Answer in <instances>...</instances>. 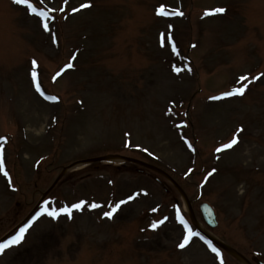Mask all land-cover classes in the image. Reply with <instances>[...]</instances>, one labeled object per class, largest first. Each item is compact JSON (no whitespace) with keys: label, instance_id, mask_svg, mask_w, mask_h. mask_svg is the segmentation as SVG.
<instances>
[{"label":"rangeland","instance_id":"374dc122","mask_svg":"<svg viewBox=\"0 0 264 264\" xmlns=\"http://www.w3.org/2000/svg\"><path fill=\"white\" fill-rule=\"evenodd\" d=\"M28 2L56 11L46 31L24 4L0 0V240L66 167L119 154L168 172L204 229L264 262V0ZM244 76L245 94L228 96ZM139 168L98 162L65 174L0 264H241L198 232L169 180ZM46 206L72 216L37 218ZM188 229L199 235L180 248Z\"/></svg>","mask_w":264,"mask_h":264},{"label":"water","instance_id":"95a60500","mask_svg":"<svg viewBox=\"0 0 264 264\" xmlns=\"http://www.w3.org/2000/svg\"><path fill=\"white\" fill-rule=\"evenodd\" d=\"M98 162L131 163V164H135V165L140 167L138 169V171L140 173H144L146 170H150V171H153V172L158 173L161 176L165 177L167 180H169V182H171L173 184V186L177 189V191L181 195L182 199L184 200V202L186 204V208H187V211L189 212L190 219H191L193 225L198 230V232L208 242L219 247L220 249L224 250L225 252H227L228 254L233 256L241 264H264L263 261L254 262V261L250 260L246 255H244L243 253L238 251L236 248L230 246L229 244H227L224 241H222L221 239H219L217 236H215L210 231H207L206 229H204V227L202 226V224H201L200 220L198 219L196 212L193 208V201L189 198V196H188L187 192L184 190V188L168 172H166L165 170H163V169H161V168H159V167H157L151 163L142 161V160L137 159V158L128 157V156L119 155V154L106 155L103 157H96V158H92V159L78 161L76 163H73L69 167H66L62 171L61 175L57 178V180L55 181L53 186L44 194L42 200L35 207V209L32 211V213L19 226H17L11 233H9L2 240L8 238L17 229L22 227L34 215V213L39 208V206L42 204V202L45 200V198L52 192V190L55 188L57 183L62 179V177L65 174H67L68 172H70L71 170L75 169L76 167H78L80 165H91V164L98 163ZM199 208H200L202 219H203L204 223L208 227H210L211 229H216L219 226V221H218V217H217V214H216V211L214 210V208L208 203H202Z\"/></svg>","mask_w":264,"mask_h":264},{"label":"snow or ice","instance_id":"6c2138e0","mask_svg":"<svg viewBox=\"0 0 264 264\" xmlns=\"http://www.w3.org/2000/svg\"><path fill=\"white\" fill-rule=\"evenodd\" d=\"M15 3L17 4H24L26 6V8L28 10L31 11V13L35 16H38L40 18H42V20L44 21L43 22V27L46 31H49V25H48V20L52 19V17L49 16V11H56V9H51V10H48V11H45V10H42V9H38L36 6H34L32 3L28 2V0H15ZM41 3H43V0H41ZM92 5L91 4H84L81 6V8H90ZM81 8H76V9H73V12H79L81 11ZM225 12V9L223 8H218L215 10V13H223ZM215 13H207L208 15H212V14H215ZM158 14H161V15H164V14H167L165 9L163 7H161L159 10H158ZM175 14L177 15H183L182 12H176ZM53 39H55V37H53ZM173 51H175V45H173ZM74 59V58H73ZM35 63V62H33ZM68 68H71L73 67V65L70 63L67 65ZM261 76H264V73L261 74ZM261 76H257L255 77L256 80H259L261 79ZM33 77L35 78V73H33ZM244 81H249V77L247 76H244L241 78V84L242 86L238 89H236L234 92H229L227 93L228 96H235V95H240V96H243L245 94V91L247 89V86L244 84ZM251 82V81H249ZM37 88L39 90V86L37 85ZM43 94V93H41ZM220 97H217V99H219ZM49 99H55V97H49ZM240 132H243V129L241 128L237 133H236V136L238 137L239 136V133ZM238 143V139H233L230 143L224 145L223 147L217 149V151H225L227 149H231L235 144ZM191 146V145H189ZM6 176H7V172L4 173ZM135 197H129V199H134ZM128 203V201H121L120 204L116 205L112 211H109V212H105L104 215L108 218H112V216L114 215V213L116 211H118L120 209V205L122 204H126ZM73 208L75 209H79V210H82L83 207H84V204L83 203H80V204H75L72 206ZM93 208H96L98 207V205H95L93 204L92 205ZM61 214H65L67 215L69 218H71L72 216V208H61L59 210L57 209H53V210H48V207L46 206L45 209L38 214L37 218L39 216H43V215H47L48 217H51L52 219L56 220L58 219ZM167 220V217H164V219L160 220L158 223H153L152 224V228L153 229H156L159 225L163 224L165 221ZM180 222L181 224H184L185 227L187 228V225L185 224L183 218L181 217L180 218ZM31 223H29L28 225H26L25 227L21 228L19 230V232L13 236L11 239L7 240L5 243H0V254H3L4 251L9 248V247H12V246H15V245H19L23 240H24V237H25V234L26 232L28 231V229L31 227ZM193 235H199V233H194L192 232L191 229H188V235L184 237V241L179 245L180 248H184L185 245L189 242V240L191 239V237ZM213 251H217L215 248H213Z\"/></svg>","mask_w":264,"mask_h":264}]
</instances>
